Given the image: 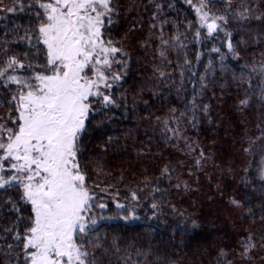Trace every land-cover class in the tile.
<instances>
[{
  "label": "snow or ice",
  "instance_id": "snow-or-ice-1",
  "mask_svg": "<svg viewBox=\"0 0 264 264\" xmlns=\"http://www.w3.org/2000/svg\"><path fill=\"white\" fill-rule=\"evenodd\" d=\"M140 8L146 16H127ZM129 42L145 58L130 94L138 58ZM253 46L261 48L259 60L241 63ZM217 70L221 80L231 77L236 111L247 117L256 108L259 115L255 131L245 128L237 141L239 154L251 159L228 198L239 217L234 227L252 226L238 234L234 255L218 247L215 264L256 256L264 264V0H0V264H112V255L119 264H174L151 244L122 250L102 231L109 220L141 219V207L151 209L148 219L168 206L184 218L168 197L173 188L191 190L170 164L123 191L104 184L109 126L148 113L140 119L156 121L161 141L184 142L182 151L194 157L191 176L210 157L186 132L213 123L204 96ZM166 107L163 116L153 111ZM106 198L114 216L104 215ZM189 224L199 226L184 218L169 228L187 234Z\"/></svg>",
  "mask_w": 264,
  "mask_h": 264
},
{
  "label": "trees",
  "instance_id": "trees-1",
  "mask_svg": "<svg viewBox=\"0 0 264 264\" xmlns=\"http://www.w3.org/2000/svg\"><path fill=\"white\" fill-rule=\"evenodd\" d=\"M124 3L141 4V0H124ZM137 11L147 15L143 12V8H140L139 10L129 9L127 16L135 17ZM20 19L18 17V20ZM124 31L125 28H121L116 33V37L122 36ZM137 34L139 35V32ZM129 47L133 49V56L138 58L127 86L130 94L133 90L131 85L142 79L138 73L145 66V58L144 50L138 45L129 42ZM201 51L205 52L203 63L206 64L208 54L204 49ZM260 52L261 48L253 46L242 53L241 63L244 60H251L253 56L259 60ZM231 64L235 65L236 61H231ZM147 70H150V67ZM199 71H203L202 66ZM213 80L204 96V99L210 103L213 123L203 122L195 128L189 126L186 132L193 142L198 143L208 153L210 159L206 161L202 170L195 171L191 176H189V168L194 157L187 156L186 150L182 151L184 142L180 141L176 146H171L161 141L159 132L152 131L156 121L153 120L152 124H149L140 119L148 113L138 111L130 119L117 121L109 126L111 129L109 135L113 137V142L108 146L105 156V174L101 176L103 183H114L123 191L124 185L134 186L145 177L155 178L161 167L170 164L177 170L176 174L191 185V190L184 192L181 189L178 192L174 188L171 189L168 203L184 212V218L196 220L199 225L192 229L189 224L190 231L187 234L174 232L169 228V224H176L184 218L172 216L170 206L165 207L163 214L158 218L151 219H148L152 215L151 209L141 207L137 209L141 219L109 220L102 230L107 233L109 240L116 237L122 250L130 243H135L136 246L151 244L153 250H159L161 258L167 257L174 264H215L218 247H226L230 255H234L232 249L238 234L252 226V222L249 221L234 227L239 223V217L230 210L228 198L238 188L244 164L251 159L239 154L240 145L237 141L243 135L245 128L255 131V122L259 114L256 108L251 109L247 117L236 111L237 97L234 86L229 83L230 75L225 80H221L217 70ZM169 99L176 100L175 92ZM171 106L177 105H169ZM179 106L182 107V103ZM153 111L156 115L163 116L167 107L163 112L156 109ZM245 120L248 121L247 125L244 124ZM129 132L131 135H128ZM233 132L236 133L235 137ZM104 139L107 140V136ZM176 174H174L173 183L176 182ZM121 176L123 180L119 181L117 178ZM93 178L95 179V173ZM106 202L110 203V208L105 210L104 215L114 216L115 205L111 204L110 198H106ZM258 223L257 220V227ZM129 251L132 249L129 248ZM110 259L112 264H119L117 255H112ZM235 259L236 264H241L239 257ZM243 264H262L261 256H256L254 262L246 261Z\"/></svg>",
  "mask_w": 264,
  "mask_h": 264
}]
</instances>
